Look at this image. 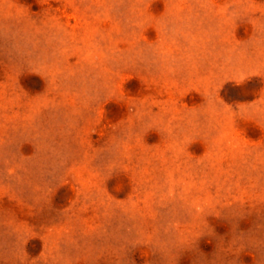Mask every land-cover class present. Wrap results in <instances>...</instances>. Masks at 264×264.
Here are the masks:
<instances>
[{"label": "rangeland", "instance_id": "rangeland-1", "mask_svg": "<svg viewBox=\"0 0 264 264\" xmlns=\"http://www.w3.org/2000/svg\"><path fill=\"white\" fill-rule=\"evenodd\" d=\"M0 264H264V0H0Z\"/></svg>", "mask_w": 264, "mask_h": 264}]
</instances>
